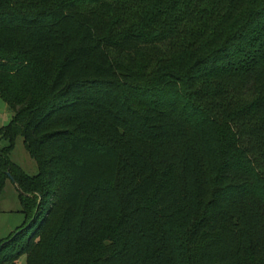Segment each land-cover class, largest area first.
I'll return each instance as SVG.
<instances>
[{
    "label": "trees",
    "instance_id": "trees-1",
    "mask_svg": "<svg viewBox=\"0 0 264 264\" xmlns=\"http://www.w3.org/2000/svg\"><path fill=\"white\" fill-rule=\"evenodd\" d=\"M0 99V264H264V0H0Z\"/></svg>",
    "mask_w": 264,
    "mask_h": 264
},
{
    "label": "rangeland",
    "instance_id": "rangeland-1",
    "mask_svg": "<svg viewBox=\"0 0 264 264\" xmlns=\"http://www.w3.org/2000/svg\"><path fill=\"white\" fill-rule=\"evenodd\" d=\"M12 113L6 104L0 99V129L8 125ZM7 142L0 140V148L5 147ZM12 163L16 164L28 176L37 174V165L26 152L22 138L16 137L13 142V149L9 155ZM25 222V215L22 213V206L19 201V192L14 185L7 180L0 196V242L5 241ZM26 256L20 257L16 264H25Z\"/></svg>",
    "mask_w": 264,
    "mask_h": 264
},
{
    "label": "water",
    "instance_id": "water-1",
    "mask_svg": "<svg viewBox=\"0 0 264 264\" xmlns=\"http://www.w3.org/2000/svg\"><path fill=\"white\" fill-rule=\"evenodd\" d=\"M7 178L9 179V181L14 185V187L18 190V192H20L19 188L16 186V184L14 183L12 177L9 175V173H6Z\"/></svg>",
    "mask_w": 264,
    "mask_h": 264
}]
</instances>
